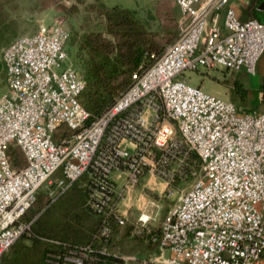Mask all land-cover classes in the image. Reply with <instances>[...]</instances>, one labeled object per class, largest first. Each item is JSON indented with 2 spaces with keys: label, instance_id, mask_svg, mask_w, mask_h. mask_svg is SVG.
Instances as JSON below:
<instances>
[{
  "label": "built area",
  "instance_id": "2783aa9c",
  "mask_svg": "<svg viewBox=\"0 0 264 264\" xmlns=\"http://www.w3.org/2000/svg\"><path fill=\"white\" fill-rule=\"evenodd\" d=\"M231 1L173 0L180 12L175 42L151 56L149 69L132 74L131 85L91 122L79 102L86 82L65 63L70 33L64 20L3 49L0 259L29 231L32 221L23 217L43 186L53 203L87 174V206L105 217L102 235L108 236L109 216L125 222L114 172L126 173L127 192L141 183L146 166L175 156L184 163L195 153L201 176L164 216L159 238L151 239L170 253L157 264H264V113L240 114L232 102L181 78L200 68L255 73L264 55V22L241 21ZM169 123L178 137L160 143ZM61 127L69 134L59 138ZM11 147L24 156L21 168L11 164ZM148 220L139 217L135 235L151 232ZM87 251L69 252L63 264H83Z\"/></svg>",
  "mask_w": 264,
  "mask_h": 264
},
{
  "label": "trees",
  "instance_id": "16d2710c",
  "mask_svg": "<svg viewBox=\"0 0 264 264\" xmlns=\"http://www.w3.org/2000/svg\"><path fill=\"white\" fill-rule=\"evenodd\" d=\"M73 1L82 3L84 0ZM170 3L171 0H157L153 9H140L141 14H144L140 19L136 17V11L119 6H96L97 12L106 22L105 33L110 38L102 32L85 34L78 47L80 69L76 68L86 82L79 102L90 114V122L102 116L131 85L132 74L142 73L153 65L154 59L151 56L159 57L166 47L175 42L178 35ZM41 4L48 8L54 6L55 0H43ZM165 11L167 15L162 14ZM161 14L166 18L162 19ZM262 14L264 0H248L240 20L255 19L264 22ZM167 16H170L172 26H167ZM149 21L158 22L159 29L153 31L147 28ZM167 29L172 30L166 31ZM0 80L5 82L1 59ZM263 89L264 83L260 90ZM243 96L239 103L244 106ZM67 134L69 131L61 127L59 138L60 135ZM9 157L15 169L21 168L25 163L23 154L16 147L10 148ZM191 164L199 167L195 153H191L185 162L183 171L187 174ZM90 185L88 175L82 176L53 202L57 204L54 206H49L53 203H50L47 194L39 191L33 206L23 217L24 222L32 221L29 231L1 257L0 264H63V258L69 252L80 253L82 249L88 250V259L83 264H124L122 256L130 253L137 241L157 244L151 239L159 238V228L138 236L132 234L131 225L124 226L125 222L118 225L113 215L107 218L111 232L108 236H103L102 224L105 217L92 212L87 206ZM41 211L43 212L40 214Z\"/></svg>",
  "mask_w": 264,
  "mask_h": 264
},
{
  "label": "rangeland",
  "instance_id": "374dc122",
  "mask_svg": "<svg viewBox=\"0 0 264 264\" xmlns=\"http://www.w3.org/2000/svg\"><path fill=\"white\" fill-rule=\"evenodd\" d=\"M42 1L0 0V59L3 49L15 38L32 35L39 26H48L56 20L61 21L62 19L70 33L69 41L65 47L67 55L65 63H71L79 70L77 54L82 37L90 32H102L107 38H110L105 33L106 22L97 12L96 6L98 4H103L109 8L119 6L129 11H136V17L140 19L144 15L141 14L140 9H153L154 4L157 2V0H84L82 3H77L73 0H55L54 6L44 8L41 4ZM170 8L174 12L176 32L179 35L178 21L180 20V12L173 0H171ZM162 14L167 15L166 11ZM162 14V19L166 18ZM169 17L167 16L166 19L168 21L167 26H172L173 24ZM146 27L157 31L159 23L149 21ZM171 30L167 29L166 31ZM181 78L188 84L199 87L207 94L234 103L240 114L249 113L260 108L261 112L264 111L262 110V107H264V94L260 93L261 87L258 77L250 78L249 82L246 78H240L231 72L200 68L197 71L184 72ZM5 91L6 84L0 80V96ZM241 96L245 98L244 106L239 103ZM163 132L164 134H160V143L164 144L168 137H178L177 129L171 123L163 129ZM178 157H168L166 162L159 163V166L156 165L153 169L146 166L141 183L138 186L129 188L127 192H123L122 189L126 173L118 172L122 181L120 180L116 187L117 191L123 194V200L120 201V210L125 218L124 226L131 225L133 227L132 234L140 230L141 222H139V217L142 215L149 217L146 223L148 228H151V226L160 228L164 216L201 176L199 167L191 170L192 164L188 167V174L183 171L185 166L183 161L185 160L182 161V158ZM193 172L195 174H192ZM58 175L59 172L56 176ZM40 192L46 194V187L43 186ZM54 204L56 203L49 206H54ZM128 255L124 257H128ZM137 258L140 259L138 264H144L141 257Z\"/></svg>",
  "mask_w": 264,
  "mask_h": 264
},
{
  "label": "crops",
  "instance_id": "0c3cea01",
  "mask_svg": "<svg viewBox=\"0 0 264 264\" xmlns=\"http://www.w3.org/2000/svg\"><path fill=\"white\" fill-rule=\"evenodd\" d=\"M247 5H248V0H232L230 4L228 5V7L233 9L236 15L240 19L242 11L246 8ZM223 13H224V10L221 12V20H220L221 26L223 23ZM261 17L264 19V14H262ZM234 74L240 78H243V77L246 78L249 82H250V78L258 77L259 84L261 87V85L264 83V55L259 60L254 74H247L244 71L236 72ZM260 93L264 94V89L262 91L260 90ZM260 109L258 110L256 109V112L264 113V111L261 112ZM262 110H264V107H262ZM111 178L116 185H118L119 181L121 180V176L119 175L118 172H114ZM120 206H121V203H120ZM120 206H119V209H120ZM148 229L152 230V229H157V228L155 226H151V228H148ZM128 254H125V255H128V257H124L125 255L122 256L124 264H138L140 262V259H138L137 257H141L144 264H157L162 259L161 255L163 256V258L169 257L170 255L168 251L161 252L157 244L147 243L145 240L137 241L135 248H133L131 252Z\"/></svg>",
  "mask_w": 264,
  "mask_h": 264
}]
</instances>
